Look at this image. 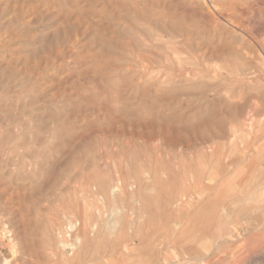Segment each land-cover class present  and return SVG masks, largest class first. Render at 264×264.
Masks as SVG:
<instances>
[{"label":"rangeland","instance_id":"374dc122","mask_svg":"<svg viewBox=\"0 0 264 264\" xmlns=\"http://www.w3.org/2000/svg\"><path fill=\"white\" fill-rule=\"evenodd\" d=\"M0 264H264V0H0Z\"/></svg>","mask_w":264,"mask_h":264},{"label":"bare ground","instance_id":"6f19581e","mask_svg":"<svg viewBox=\"0 0 264 264\" xmlns=\"http://www.w3.org/2000/svg\"><path fill=\"white\" fill-rule=\"evenodd\" d=\"M230 166V165H229ZM86 240V239H85ZM206 259V258H205ZM203 260V259H202ZM205 261V260H204Z\"/></svg>","mask_w":264,"mask_h":264}]
</instances>
